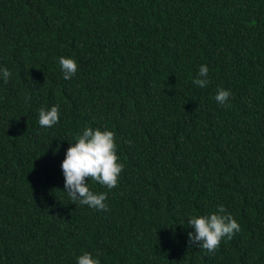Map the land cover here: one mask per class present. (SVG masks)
Here are the masks:
<instances>
[{"label": "trees", "instance_id": "1", "mask_svg": "<svg viewBox=\"0 0 264 264\" xmlns=\"http://www.w3.org/2000/svg\"><path fill=\"white\" fill-rule=\"evenodd\" d=\"M60 56L77 62L68 80ZM0 65L12 72L0 264H75L84 251L100 264H264V0H0ZM53 104L58 123L42 128L38 109ZM84 126L113 131L124 164L112 189L89 178L106 212L62 192ZM217 204L240 231L207 252L185 216Z\"/></svg>", "mask_w": 264, "mask_h": 264}, {"label": "clouds", "instance_id": "2", "mask_svg": "<svg viewBox=\"0 0 264 264\" xmlns=\"http://www.w3.org/2000/svg\"><path fill=\"white\" fill-rule=\"evenodd\" d=\"M59 68L64 80L77 73V62L71 56L58 57ZM209 68L200 64L192 84L205 88L209 84ZM12 72L0 65V83L7 84ZM230 90L217 88L214 100L221 106H227ZM60 107L53 104L38 109V124L42 128H51L58 123ZM55 151V150H54ZM124 168L117 155L115 133L107 127L84 126L73 142L65 149L60 169L63 176V191L72 201L97 211H107L105 203L107 193L94 191L89 187V178L97 184L112 189L117 186V179ZM87 178V180H86ZM191 231L187 232L188 241L199 245L207 252H213L221 239H230L240 226L223 204H217L214 211L207 214L185 216ZM75 264H100V259L88 251L75 256Z\"/></svg>", "mask_w": 264, "mask_h": 264}]
</instances>
